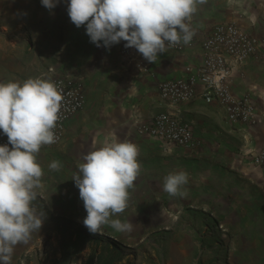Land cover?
Instances as JSON below:
<instances>
[{"label": "crops", "instance_id": "obj_1", "mask_svg": "<svg viewBox=\"0 0 264 264\" xmlns=\"http://www.w3.org/2000/svg\"><path fill=\"white\" fill-rule=\"evenodd\" d=\"M220 23H233L260 41L264 34V0H207L192 17L195 34L190 43L184 44V51L167 49L158 54L155 63L143 57L137 62L121 56L119 43L108 49L96 47L84 26L75 27L64 64L54 63L43 74L46 80L58 76L79 79L84 91V106L66 122L61 143L45 149L54 150L51 156L55 161L67 165L65 196L60 202L63 210L76 212L80 220L87 215L72 180L83 155L98 149L102 142H131L138 146L141 172L129 190L125 211H150L154 201L172 204L173 211L213 210L211 201L202 200V195L222 193L230 211H244V219H249L250 212L264 213V169L253 166L245 156L264 149V63L250 58L233 65L227 82L232 95L250 97L258 116L253 126L229 124L224 110L216 103H206L200 95L171 106L158 93L160 82L181 78L186 67L201 64L202 42ZM259 49L264 52V43L259 42ZM159 113L191 124L198 150L170 146L139 134L138 124L149 122ZM178 171L189 175L184 186L186 198L171 197L162 190L163 178ZM223 180L230 182L224 193L217 189V183Z\"/></svg>", "mask_w": 264, "mask_h": 264}, {"label": "clouds", "instance_id": "obj_2", "mask_svg": "<svg viewBox=\"0 0 264 264\" xmlns=\"http://www.w3.org/2000/svg\"><path fill=\"white\" fill-rule=\"evenodd\" d=\"M60 0H41L51 10ZM207 0H68L67 15L96 47L108 49L125 41L149 63L158 54L181 42L190 43L198 6ZM63 96L50 80L28 78L0 82V132L8 143L0 145V264H11L14 248L27 244L42 227L33 202L42 188L43 169L37 161L40 149L52 145ZM9 145L11 147H9ZM138 146L131 142H102L83 155L72 180L87 213L82 223L91 234L108 225L116 232H131V222L112 217L128 207L129 190L141 172ZM59 161L49 164L59 170ZM189 175L184 171L163 178L162 190L171 197L186 198Z\"/></svg>", "mask_w": 264, "mask_h": 264}, {"label": "rangeland", "instance_id": "obj_3", "mask_svg": "<svg viewBox=\"0 0 264 264\" xmlns=\"http://www.w3.org/2000/svg\"><path fill=\"white\" fill-rule=\"evenodd\" d=\"M67 2L48 10L41 0H0V82L43 79L54 63L64 64L76 27ZM54 152L40 149L37 156L44 174L33 207L44 214L42 227L14 248L11 264H264V213L244 219L222 193L202 195L213 210L173 211L172 204L154 201L150 211L112 217L131 222V232L105 225L101 234L89 233L76 212L62 209L67 165L50 170ZM225 185L230 182L217 189L224 193Z\"/></svg>", "mask_w": 264, "mask_h": 264}, {"label": "built area", "instance_id": "obj_4", "mask_svg": "<svg viewBox=\"0 0 264 264\" xmlns=\"http://www.w3.org/2000/svg\"><path fill=\"white\" fill-rule=\"evenodd\" d=\"M259 42L264 43V34L259 41L233 23L216 24L202 42L201 64L195 68L186 67L185 75L181 78L160 82L158 84L160 99L171 106H176L188 103L200 95L206 103L218 104L224 110L229 124L256 125L258 116L250 97L232 95L227 82L231 77L233 65L250 58H257L264 63V52L260 51ZM125 43V41L119 43L120 55L138 62L142 55L135 48H125ZM167 49L181 53L184 51V43ZM49 72H52V69H49ZM50 81L63 96V102L60 118L54 129L57 140L52 145L43 146V149L54 148L61 143L66 122L84 106V91L79 79L58 76ZM138 131L142 136L160 140L170 146L190 151L199 148L191 124L168 113H159L149 122L139 123ZM7 143V136L0 132V145ZM245 156L249 157L253 166L264 169V149L247 152Z\"/></svg>", "mask_w": 264, "mask_h": 264}]
</instances>
